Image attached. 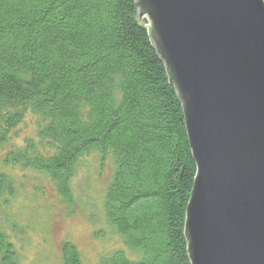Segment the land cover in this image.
I'll return each mask as SVG.
<instances>
[{
  "label": "trees",
  "instance_id": "16d2710c",
  "mask_svg": "<svg viewBox=\"0 0 264 264\" xmlns=\"http://www.w3.org/2000/svg\"><path fill=\"white\" fill-rule=\"evenodd\" d=\"M5 165L42 172L70 197L80 157L110 156L103 209L123 246L88 263L61 245L59 263L190 264L185 211L196 173L183 109L135 0H0V146L26 117ZM13 185L0 171V201ZM0 233V264L16 252Z\"/></svg>",
  "mask_w": 264,
  "mask_h": 264
},
{
  "label": "water",
  "instance_id": "95a60500",
  "mask_svg": "<svg viewBox=\"0 0 264 264\" xmlns=\"http://www.w3.org/2000/svg\"><path fill=\"white\" fill-rule=\"evenodd\" d=\"M196 167L190 264H264V0H135Z\"/></svg>",
  "mask_w": 264,
  "mask_h": 264
},
{
  "label": "rangeland",
  "instance_id": "374dc122",
  "mask_svg": "<svg viewBox=\"0 0 264 264\" xmlns=\"http://www.w3.org/2000/svg\"><path fill=\"white\" fill-rule=\"evenodd\" d=\"M27 139L41 148L31 116L0 146V171L13 185V195L0 201V233L13 244L15 264L59 263L65 241L73 243L88 263L121 248L123 243L107 223L102 206L113 175L112 158L96 151L82 155L70 181V197L65 200L48 175L4 164L5 151L21 148Z\"/></svg>",
  "mask_w": 264,
  "mask_h": 264
}]
</instances>
